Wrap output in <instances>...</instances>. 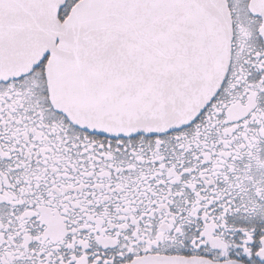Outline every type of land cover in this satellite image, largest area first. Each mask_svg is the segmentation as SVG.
<instances>
[{
  "label": "snow or ice",
  "instance_id": "1",
  "mask_svg": "<svg viewBox=\"0 0 264 264\" xmlns=\"http://www.w3.org/2000/svg\"><path fill=\"white\" fill-rule=\"evenodd\" d=\"M0 264H264V0H0Z\"/></svg>",
  "mask_w": 264,
  "mask_h": 264
}]
</instances>
